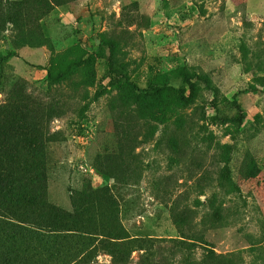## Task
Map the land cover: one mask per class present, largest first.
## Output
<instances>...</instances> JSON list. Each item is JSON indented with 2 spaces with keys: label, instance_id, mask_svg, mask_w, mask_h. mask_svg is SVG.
<instances>
[{
  "label": "rangeland",
  "instance_id": "1",
  "mask_svg": "<svg viewBox=\"0 0 264 264\" xmlns=\"http://www.w3.org/2000/svg\"><path fill=\"white\" fill-rule=\"evenodd\" d=\"M0 264H264V0H0Z\"/></svg>",
  "mask_w": 264,
  "mask_h": 264
},
{
  "label": "trees",
  "instance_id": "2",
  "mask_svg": "<svg viewBox=\"0 0 264 264\" xmlns=\"http://www.w3.org/2000/svg\"><path fill=\"white\" fill-rule=\"evenodd\" d=\"M137 88H139L137 85H135ZM191 86H193V83H191ZM173 93L176 95L177 98L181 99V100H185V101H189L192 98V94H189L188 96H186L184 93H179L178 89L172 88ZM193 89V88H191ZM245 118V112L243 111V109L238 106L237 107V113L235 114V116L233 117V121L237 124H242L243 120ZM182 241L185 242H189L187 239H182ZM209 253H211V251H208ZM213 254V253H211Z\"/></svg>",
  "mask_w": 264,
  "mask_h": 264
}]
</instances>
